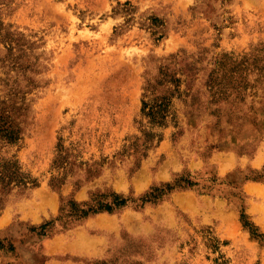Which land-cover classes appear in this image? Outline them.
I'll return each instance as SVG.
<instances>
[{
	"label": "rangeland",
	"instance_id": "374dc122",
	"mask_svg": "<svg viewBox=\"0 0 264 264\" xmlns=\"http://www.w3.org/2000/svg\"><path fill=\"white\" fill-rule=\"evenodd\" d=\"M1 99L0 264H264V0H0Z\"/></svg>",
	"mask_w": 264,
	"mask_h": 264
},
{
	"label": "trees",
	"instance_id": "16d2710c",
	"mask_svg": "<svg viewBox=\"0 0 264 264\" xmlns=\"http://www.w3.org/2000/svg\"><path fill=\"white\" fill-rule=\"evenodd\" d=\"M168 75L166 74L165 77ZM177 81V80H175ZM170 82V81H169ZM159 105L156 103H144L143 110L147 109V115L150 116L154 122L162 123L161 121L165 120L167 110L159 111ZM21 110V107L18 108ZM26 113L27 109L23 108ZM25 116V114H24ZM16 114L14 110H8L5 114V100H0V142L4 143H15L21 138L22 126L20 122H16ZM18 169L15 163L11 165L8 162H5L0 157V183L3 185V189L6 188L11 183L17 182L21 185H27V183L22 179H17ZM176 189L175 185L167 184L164 185L161 189H152L144 197L140 198V201L143 204L155 202L167 192H171ZM101 200L96 198L92 203H77L74 200H69L67 203L63 204L61 207V213L63 216L59 217L57 220L63 221L65 225H69L72 222H78L84 220L90 216L96 215L98 213L107 212L114 213L118 210L123 209L128 205V199L121 197L117 194L102 195ZM53 222H47L41 225L39 228H32V231L39 230V234L45 236L46 228H48ZM251 235L257 239L264 240V236L257 234L253 230ZM47 235V234H46Z\"/></svg>",
	"mask_w": 264,
	"mask_h": 264
}]
</instances>
